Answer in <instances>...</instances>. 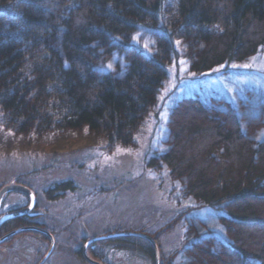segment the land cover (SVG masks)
<instances>
[{"label": "trees", "instance_id": "16d2710c", "mask_svg": "<svg viewBox=\"0 0 264 264\" xmlns=\"http://www.w3.org/2000/svg\"><path fill=\"white\" fill-rule=\"evenodd\" d=\"M179 52L198 76L239 74L264 53V0H0L4 125L36 137L87 129L130 147ZM229 83L237 104L186 100L196 116L170 120L146 158L201 211L185 218L189 246L176 264H264V92ZM74 190L66 181L47 193ZM106 244L155 255L144 237Z\"/></svg>", "mask_w": 264, "mask_h": 264}, {"label": "rangeland", "instance_id": "374dc122", "mask_svg": "<svg viewBox=\"0 0 264 264\" xmlns=\"http://www.w3.org/2000/svg\"><path fill=\"white\" fill-rule=\"evenodd\" d=\"M178 55L170 65L157 103L138 125L130 147H110L104 136L87 129L50 132L41 137L16 135L5 127L0 112V186L13 181L24 183L38 198L44 216L41 222L57 239L49 264H91L81 255L84 248L87 256L100 261V255L87 252L86 242L111 234L151 237L158 246V264H176L174 256L188 248L185 218L198 216L201 211L180 203V189L169 179V173L147 168L146 158L158 153L170 120L178 123L196 116L187 103L182 104L186 100H220L217 97L223 96L233 106L238 99L228 81L264 92V53L256 57L258 61L239 68V74L237 68L227 66L220 71L236 72L234 76L213 79L192 73L189 60L181 52ZM66 181L73 182L74 191L59 192L62 197L57 199L53 198L58 193H47L55 184ZM32 241L36 248L27 246L15 256L27 253L38 261L49 249V242L39 245ZM104 244L97 250L102 252ZM104 246L108 247L104 259L109 264H157L156 251L151 259L137 250ZM213 249L219 252L221 247L214 245ZM36 250L41 253L35 256Z\"/></svg>", "mask_w": 264, "mask_h": 264}, {"label": "flooded vegetation", "instance_id": "af4514ba", "mask_svg": "<svg viewBox=\"0 0 264 264\" xmlns=\"http://www.w3.org/2000/svg\"><path fill=\"white\" fill-rule=\"evenodd\" d=\"M11 184L27 187L24 183L13 181L10 184L0 186V193L6 186ZM34 196L35 199L33 201L30 193L22 189H14L6 192L0 198V264H49L53 254L56 252L57 239L47 229L46 224L41 222L44 216L39 200L35 194ZM32 240L38 242L39 245H46L49 242V249L47 251L45 249L44 255L38 261L36 260L37 262L33 261L31 255L27 253V256L24 255L25 253L15 256L16 252L19 253L23 249H27V246L30 250L36 248L33 247L35 242ZM101 243H107V240L89 244L87 252L98 257L100 255L101 257L100 261L93 258L92 260L102 264H109L104 259L107 251L104 249L102 252L98 251ZM52 247L51 254L43 261ZM102 247L104 248V246ZM38 252L41 253V250H36L35 256Z\"/></svg>", "mask_w": 264, "mask_h": 264}, {"label": "water", "instance_id": "95a60500", "mask_svg": "<svg viewBox=\"0 0 264 264\" xmlns=\"http://www.w3.org/2000/svg\"><path fill=\"white\" fill-rule=\"evenodd\" d=\"M14 189H22V190L30 193L31 196H32V198H33V201H34L35 196H34V194L32 193V191L29 188H27L25 186H21V185H15V184H11L9 186H6L1 191L0 198L6 192L11 191V190H14ZM29 209H31V208H29ZM127 236L144 237V238L148 239L153 244V246L155 248V251H156V259H157V264H158V262H159L158 246L156 245V242L151 237L146 236V235L136 234V233L111 234V235H105V236L93 238V239L89 240L87 244L95 243V242H98V241H101V240H109V239H114V238H119V237H127ZM52 249H53V247L48 252L47 256L45 257V259L43 261H45L49 257V255L51 254ZM83 255L88 260V262H90L91 264H101L99 262H96V261L92 260L89 256H87V254H86V248H84V250H83Z\"/></svg>", "mask_w": 264, "mask_h": 264}, {"label": "snow or ice", "instance_id": "6c2138e0", "mask_svg": "<svg viewBox=\"0 0 264 264\" xmlns=\"http://www.w3.org/2000/svg\"><path fill=\"white\" fill-rule=\"evenodd\" d=\"M107 67L108 68H111V63H109L108 65H107ZM101 70H103V69H101ZM11 134V133H10ZM258 139H259V136L257 137Z\"/></svg>", "mask_w": 264, "mask_h": 264}]
</instances>
